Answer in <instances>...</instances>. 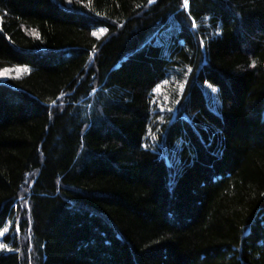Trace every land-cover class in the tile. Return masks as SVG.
Wrapping results in <instances>:
<instances>
[{
    "label": "trees",
    "instance_id": "1",
    "mask_svg": "<svg viewBox=\"0 0 264 264\" xmlns=\"http://www.w3.org/2000/svg\"><path fill=\"white\" fill-rule=\"evenodd\" d=\"M14 66L0 264H264V0H0Z\"/></svg>",
    "mask_w": 264,
    "mask_h": 264
},
{
    "label": "rangeland",
    "instance_id": "2",
    "mask_svg": "<svg viewBox=\"0 0 264 264\" xmlns=\"http://www.w3.org/2000/svg\"><path fill=\"white\" fill-rule=\"evenodd\" d=\"M94 33H95V35H97L101 38L105 35L106 30L102 27H99V28L94 30ZM26 71H27V68L22 67V66H14V67L6 68V69L0 71V81H6L11 76H17L20 74H24ZM207 89L212 90V87L207 86ZM213 92H214V88H213ZM214 94H215V92L213 93V95Z\"/></svg>",
    "mask_w": 264,
    "mask_h": 264
},
{
    "label": "snow or ice",
    "instance_id": "3",
    "mask_svg": "<svg viewBox=\"0 0 264 264\" xmlns=\"http://www.w3.org/2000/svg\"><path fill=\"white\" fill-rule=\"evenodd\" d=\"M152 2V0H149V3H151ZM93 35H95V33H93Z\"/></svg>",
    "mask_w": 264,
    "mask_h": 264
}]
</instances>
